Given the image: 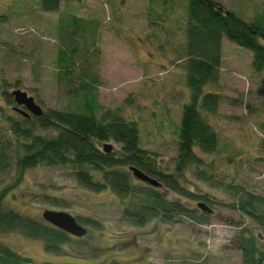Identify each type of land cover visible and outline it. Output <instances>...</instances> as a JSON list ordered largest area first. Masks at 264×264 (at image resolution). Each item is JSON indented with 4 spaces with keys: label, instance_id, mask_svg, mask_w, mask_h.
I'll return each instance as SVG.
<instances>
[{
    "label": "rangeland",
    "instance_id": "1",
    "mask_svg": "<svg viewBox=\"0 0 264 264\" xmlns=\"http://www.w3.org/2000/svg\"><path fill=\"white\" fill-rule=\"evenodd\" d=\"M213 1L248 22L264 17V0ZM185 6V0H59L57 10L45 12L40 0H0V92L20 89L43 111L85 110L90 104L99 107L98 114L117 110L137 122L139 147L152 153L159 170L173 172L181 112L190 100ZM219 72L217 83L204 87L219 94L217 112H202L216 131L217 147L199 153L211 165L203 169L212 181L199 179L194 167L179 177L187 189L207 197L213 210L208 223L181 217L134 226L122 218L117 196L82 188L63 166L39 165L16 179L13 158L21 151L0 113V140L8 153L0 167V190L8 188L3 207L44 223L45 209L64 211L87 229L81 238L69 235L58 252L18 233H0V242L30 261L23 264H242L238 231L251 230L263 243L264 232L229 207L236 199L227 187L264 197V72L253 69L251 51L224 36ZM0 107L20 119L1 96ZM159 190L202 213V200Z\"/></svg>",
    "mask_w": 264,
    "mask_h": 264
},
{
    "label": "trees",
    "instance_id": "2",
    "mask_svg": "<svg viewBox=\"0 0 264 264\" xmlns=\"http://www.w3.org/2000/svg\"><path fill=\"white\" fill-rule=\"evenodd\" d=\"M185 2V81L190 89V100L184 104L181 112L177 155L172 160L173 172L159 170L152 153L139 147L137 122L124 119L117 110L106 109L98 114L99 107L90 104L85 110H47L40 116H25L21 113L24 108L17 106L10 92L2 89L0 96L4 103L12 105V111L20 117L17 119L14 115L4 113L0 107L2 122L12 133L17 143V152L21 151L13 158L16 179L27 169L39 165L63 166L70 170L82 188L93 192L108 189L117 196L121 202L122 218L134 226H143L152 219L163 223L175 222L181 217L197 224L209 222V213L198 214L180 200L169 199L161 193L159 187L163 186L188 200H202L208 205L205 195L193 193L179 180L180 174L190 167H194V173L199 179L207 181L212 178L203 169L211 165L199 153L214 152L217 135L202 112L216 114L220 96L215 92H204V87L216 84L219 80L223 36L251 51L253 69L264 72V45L260 42V38L264 36V17L248 22L233 11H226L213 0ZM40 5L43 11L53 12L57 10L59 0H40ZM78 21L74 19L75 24ZM38 128L51 129L54 134L42 135L36 131ZM108 142L118 144L119 149L104 151L103 146ZM7 156V146L0 140L1 168ZM131 167H137L154 177L160 186L154 187L138 180ZM227 188L236 199L229 207L240 211L264 232V197L239 190V186L234 184H229ZM7 189L5 187L0 190V233H18L42 242L46 251L58 252L62 243L68 241L70 236L43 221L5 209L2 203ZM50 200L66 204L56 197ZM85 222L93 227L100 226L93 219L85 218ZM236 240L240 244L242 264L263 262L264 243L258 235L242 228ZM28 262L27 258L0 242V264ZM111 264L124 263L113 260Z\"/></svg>",
    "mask_w": 264,
    "mask_h": 264
},
{
    "label": "water",
    "instance_id": "3",
    "mask_svg": "<svg viewBox=\"0 0 264 264\" xmlns=\"http://www.w3.org/2000/svg\"><path fill=\"white\" fill-rule=\"evenodd\" d=\"M10 95L13 97L17 106L24 108V110H21L23 115L29 116V114H32L33 116H40L43 113V109L36 103L34 97L29 96L26 92L15 89L10 92ZM111 148L112 146L109 143H105L103 146L104 151H109ZM130 169L138 180L149 183L154 187L160 186V183L155 178L145 174L139 168L131 167ZM197 208L202 212H212V209L205 202H198ZM42 219L70 236L81 238L87 234V229L80 225L75 217L67 212L45 209L42 212Z\"/></svg>",
    "mask_w": 264,
    "mask_h": 264
},
{
    "label": "flooded vegetation",
    "instance_id": "4",
    "mask_svg": "<svg viewBox=\"0 0 264 264\" xmlns=\"http://www.w3.org/2000/svg\"><path fill=\"white\" fill-rule=\"evenodd\" d=\"M212 213V212H211ZM211 213H209V215L211 214ZM242 229V228H241ZM241 229L238 231V233L236 234V236L234 237V239L236 240V237H238V235H240L241 234ZM236 242H237V244L238 245H240L239 243H238V241L236 240ZM263 264L264 263V260H263V262H262V260L261 261H259V264Z\"/></svg>",
    "mask_w": 264,
    "mask_h": 264
}]
</instances>
